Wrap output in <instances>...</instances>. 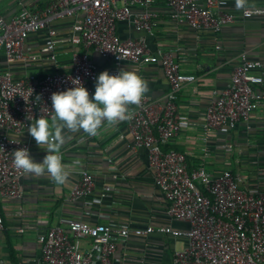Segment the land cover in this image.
<instances>
[{
	"label": "built area",
	"instance_id": "built-area-1",
	"mask_svg": "<svg viewBox=\"0 0 264 264\" xmlns=\"http://www.w3.org/2000/svg\"><path fill=\"white\" fill-rule=\"evenodd\" d=\"M158 1L52 0L43 9L33 10L20 4L12 17L0 16V53L7 65H28L43 57L56 64L59 43L69 42L83 50L72 54L67 73L57 70L15 79L11 70L0 69V202L22 198L20 181L26 174L14 167L13 152L26 148L30 153V144L21 137L34 119H51L53 93L72 88L73 80L86 88L95 83L101 72L115 75L122 71L124 62L159 63L168 92L161 101L143 95L139 105H129V118L119 122L124 123L131 138L130 148L147 152L154 183L168 204L169 217L188 225L186 230L169 226L131 229L74 219L65 228L56 226L38 234L40 257L24 264H114L112 256L120 241L130 235L151 234L186 240L185 247L174 253L172 264H264V171L255 173L253 187H244V178L239 173L229 170L212 173L204 164L189 169L183 154L164 149L186 127L178 112V95L184 85L196 78L181 71L171 51L152 52L148 47L147 35L157 29L159 22L152 11ZM162 1L171 9L172 21L198 33L216 34L224 26L261 11L245 8L236 17L226 11L225 0ZM67 19H74L71 35L69 39H60L56 24ZM120 22L128 23L139 36L120 38L117 33ZM38 33H44V47L38 54L26 55L25 41ZM89 51L99 54L110 68L104 70L91 62ZM262 69L260 61L241 57L226 88L219 93L214 91L205 109L202 130L206 138L250 119L260 105L254 87L263 82L262 76L255 73ZM224 148L229 150L231 145ZM206 150L203 149L205 155ZM94 185L93 175L81 170L69 201L84 200L92 194ZM106 196L107 193L101 195ZM3 230L0 213V233ZM18 232L23 233V229ZM85 240L89 245L82 249Z\"/></svg>",
	"mask_w": 264,
	"mask_h": 264
},
{
	"label": "crops",
	"instance_id": "crops-1",
	"mask_svg": "<svg viewBox=\"0 0 264 264\" xmlns=\"http://www.w3.org/2000/svg\"><path fill=\"white\" fill-rule=\"evenodd\" d=\"M51 1L0 0V16L12 17L20 4L39 10ZM225 1L226 11L236 17L245 8L261 11L224 26L216 34L198 33L172 21L171 9L160 0L152 7L159 18L158 26L151 35H147V42L152 52L157 49L171 51L181 71L196 78L193 83L184 85L178 95V112L186 127L164 149L183 154L189 169L204 164L212 173L225 170L239 173L244 178V187L250 188L256 184L255 173L264 171V0ZM73 22L74 19H67L56 24L60 39H69ZM117 33L122 39L139 36L126 22L118 23ZM43 47L44 33H38L25 41L23 52L26 55L38 54ZM82 51L81 47L72 46L69 42L59 43L56 64L43 57L28 65H7L1 52L0 69L11 70L15 79H23L30 74L46 75L57 70L67 73L71 69L72 54ZM243 55L250 61L263 64L262 71L255 72L263 78L262 84L254 87L260 105L248 121L206 138L202 123L212 93L226 88L233 68ZM88 56L101 69L110 68L109 63L96 52L89 51ZM121 70H138L137 74L148 86L144 95L151 100L161 101L168 92V83L159 63L135 65L124 62ZM94 85L91 83L86 87L90 98ZM64 135L59 155L67 174L66 181L58 184L47 174H26L20 181L22 198L0 202L4 225L0 233V264H24L39 258L38 234L56 226L65 228L74 219L131 229L148 226L188 229L187 223L169 217L168 204L154 183L147 152L130 148L131 138L124 123H104L95 136L67 131ZM120 135L124 138L120 139ZM21 138L30 144L33 161L42 162L47 146L39 148L28 132ZM225 145H231V148L228 150ZM203 149H207L206 155ZM83 169L93 175L94 190L84 200L71 203L69 193ZM107 187L109 191L105 192ZM104 193L107 196L103 198L101 195ZM19 229H23V233L20 234ZM88 245L89 241L85 240L81 248L86 249ZM185 245V239L167 235H130L118 243L112 261L114 264H172L174 253Z\"/></svg>",
	"mask_w": 264,
	"mask_h": 264
},
{
	"label": "clouds",
	"instance_id": "clouds-1",
	"mask_svg": "<svg viewBox=\"0 0 264 264\" xmlns=\"http://www.w3.org/2000/svg\"><path fill=\"white\" fill-rule=\"evenodd\" d=\"M137 73L138 70L120 71L115 75L101 72L96 77L91 98L78 80H73L72 88L53 93L50 121L38 118L27 125V132L37 146H47L46 155L37 163L26 148H20L13 152L14 167L28 175L47 174L54 182L63 184L67 174L59 150L65 141V131L95 136L102 124L128 119L129 105H139L148 91L146 81Z\"/></svg>",
	"mask_w": 264,
	"mask_h": 264
}]
</instances>
